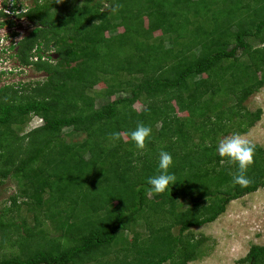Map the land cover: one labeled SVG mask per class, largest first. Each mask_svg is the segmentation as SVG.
I'll use <instances>...</instances> for the list:
<instances>
[{"label":"trees","instance_id":"obj_1","mask_svg":"<svg viewBox=\"0 0 264 264\" xmlns=\"http://www.w3.org/2000/svg\"><path fill=\"white\" fill-rule=\"evenodd\" d=\"M24 8L13 3L24 11L15 19L0 10V25L26 17L33 26L8 57L46 76L0 86V177L18 184L14 207L0 214V249L10 248L0 264L202 258L205 237L186 232L264 188V147L256 145L247 186L233 184L237 166L216 152L220 133L243 134L262 117L244 103L264 86V0H34ZM103 81L98 95L107 102L98 107L92 90ZM34 116L43 122L27 130ZM140 123L151 128L143 150L128 135ZM76 133L83 138L70 139ZM161 150L172 156L176 183L156 194L147 180L158 174ZM19 201L58 236L23 234L7 215ZM136 224L147 233L130 240L124 232ZM242 262L264 264V245Z\"/></svg>","mask_w":264,"mask_h":264},{"label":"rangeland","instance_id":"obj_2","mask_svg":"<svg viewBox=\"0 0 264 264\" xmlns=\"http://www.w3.org/2000/svg\"><path fill=\"white\" fill-rule=\"evenodd\" d=\"M14 2L22 5L23 8H28L30 5H33L34 0H0V7L4 6L5 3H8V8L11 12L10 16H12L13 19H15L17 13L20 12H14L11 9ZM3 20L5 19L3 18ZM32 28V24L27 22L26 18H17L13 27L9 24L0 25V68L4 66L6 69H10V71H12L8 73V75L0 77V86L5 83H35L45 78V72L36 71L31 67L27 68V66L22 65L25 67L23 68L17 62L16 57H8L10 54V46L18 40V37L13 35V31L17 30L18 33L23 32L24 34H20L21 37L22 35L24 36L28 34ZM121 30L122 28L120 31ZM160 33L161 32L158 31L156 32V35H160ZM252 43L253 46L260 45L258 40L253 41ZM166 44L169 45L170 42H167ZM3 49H5V51ZM49 53L52 56L51 59L54 60L57 56L55 52L51 53L50 51ZM44 56L46 57V53H44ZM5 60L8 61L6 62ZM14 60H16L14 63H10V61L12 62ZM243 60H248V56H243ZM22 69L25 70L22 71ZM106 86L107 84L103 81L92 90L93 95H97L96 105L98 107L107 102V99L98 95V93L102 89H105ZM112 99H115V97H112ZM233 103V100L230 99L226 101L224 109L227 113ZM135 107L137 109H141L142 103H136ZM244 107H246L248 113L251 114L255 113L258 109H261L262 117L256 121V124L253 127L249 128L243 134L238 132L236 129H233L229 134L220 133L217 137V144L221 139L234 133H239L255 145L264 147V86L253 93L245 101ZM178 114L186 115V113L180 112ZM41 124V117L34 116L30 121L27 130L40 126ZM83 136V134L76 133L69 138L80 140ZM3 181L4 182H2L0 177V214L4 209L14 207L12 197L18 193V184L14 178L9 177ZM149 196L152 197L153 195L150 194ZM19 205L21 209H15L7 215L17 218L18 225H24L21 231L23 234L25 233L28 235L30 233H34L35 231L44 229L46 232H50L53 237L58 236L60 232L54 228V225L49 220H46L43 223L41 214L36 215L31 213L26 208V205L20 203V201ZM184 207L186 206L184 205ZM131 230L132 231L129 230L124 232L125 236L130 240H134L137 236L141 238L147 233L146 227L142 224H136L131 227ZM172 231L174 234H178L179 226L177 225L174 227ZM186 233L192 237L194 235L196 240L203 239V237L206 239V242L204 243L205 254L203 257L196 261H192L189 264H248L242 262V259L247 256L250 248L253 245H264V188L261 187L255 192H251L241 198L230 201L226 206V211L214 222L207 223L203 226L193 227ZM15 237L17 239L18 236ZM4 251H10V248L7 246ZM4 251L0 249V256L4 253ZM12 252H19V250L15 247Z\"/></svg>","mask_w":264,"mask_h":264},{"label":"clouds","instance_id":"obj_3","mask_svg":"<svg viewBox=\"0 0 264 264\" xmlns=\"http://www.w3.org/2000/svg\"><path fill=\"white\" fill-rule=\"evenodd\" d=\"M5 5L7 4L5 3ZM5 5L1 6L0 10L8 14H11L8 8L9 5L7 7ZM17 11H20L18 13L24 12L23 9L22 10L18 9ZM22 18L25 19L26 17H22ZM14 32L18 34L17 41H19L23 37V35L20 37V34H24V33L23 32L18 33L17 30L16 31L14 30L13 33ZM16 43L13 44L15 45ZM5 61L7 62V60ZM0 70H5L7 72L10 71V69H6L4 66H2ZM150 134H151V128L145 126L143 123L138 124L135 130L128 133L131 142L134 143L135 147L140 150L144 149L146 138H149ZM113 138L119 139L120 134L113 133ZM255 149H256V145L239 133H234L230 136L221 139L218 142L216 147V152L221 158L220 163L221 164L228 163L230 165L234 164L237 166V172L236 174L233 175L232 178L233 184L240 186H247L250 183L249 179L246 176V172L254 162L253 157L255 154ZM172 163H173V159L171 154L167 151L161 150L159 152V162L157 166L158 174L149 177L147 180V183L151 186L152 192L156 194L164 193L169 188L170 185H174L176 183L175 175L169 173L168 171Z\"/></svg>","mask_w":264,"mask_h":264}]
</instances>
